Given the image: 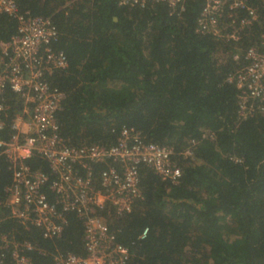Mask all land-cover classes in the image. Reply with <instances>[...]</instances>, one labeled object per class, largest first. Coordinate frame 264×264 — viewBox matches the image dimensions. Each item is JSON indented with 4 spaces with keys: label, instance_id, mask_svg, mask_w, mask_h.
Here are the masks:
<instances>
[{
    "label": "trees",
    "instance_id": "obj_1",
    "mask_svg": "<svg viewBox=\"0 0 264 264\" xmlns=\"http://www.w3.org/2000/svg\"><path fill=\"white\" fill-rule=\"evenodd\" d=\"M120 1L17 0L20 14L52 17L57 28L52 49L67 67L48 81L65 94L61 137L75 147L111 146L122 128L134 129L170 149L180 167L174 185L141 166L143 200L125 217L100 216L130 249L127 264H264V112L240 116V92L228 82L247 64L234 56L259 40L264 0L250 2L260 21L237 43L197 32L205 0L173 12L163 3ZM16 31L17 21L0 14V42ZM7 135L6 128L0 138ZM28 164L48 170L38 159ZM9 180L1 163L0 192ZM67 219L55 241L13 221L2 230L37 248L33 264H55L56 252L83 254L82 224Z\"/></svg>",
    "mask_w": 264,
    "mask_h": 264
},
{
    "label": "built area",
    "instance_id": "obj_2",
    "mask_svg": "<svg viewBox=\"0 0 264 264\" xmlns=\"http://www.w3.org/2000/svg\"><path fill=\"white\" fill-rule=\"evenodd\" d=\"M187 0H121L120 5L143 8L148 2L166 4L171 11ZM254 0H205L197 32L237 43L242 34L259 23ZM0 14L17 21L10 40L0 42V164H6L9 183L0 192V264H33L37 248L13 231H3L13 221L24 231L36 230L44 240L59 239L68 216L83 227V254L53 255L55 264H127L130 249L117 241L103 211L117 218L129 215L143 200L140 167L145 166L163 181L178 184L180 167L172 151L144 138L134 129L122 128L116 143L72 146L60 134L57 115L65 94L48 78L67 67L62 52L52 44L58 32L52 17L18 12L17 0H0ZM261 23V22H260ZM246 66L228 78L240 92L239 115L264 112V22L258 42L244 50ZM186 150L183 155L191 156ZM32 159L46 163L28 164ZM147 235L145 229L139 240ZM43 253V251H38Z\"/></svg>",
    "mask_w": 264,
    "mask_h": 264
},
{
    "label": "water",
    "instance_id": "obj_3",
    "mask_svg": "<svg viewBox=\"0 0 264 264\" xmlns=\"http://www.w3.org/2000/svg\"><path fill=\"white\" fill-rule=\"evenodd\" d=\"M114 21L116 22V21H117V19L115 18V19H114Z\"/></svg>",
    "mask_w": 264,
    "mask_h": 264
}]
</instances>
